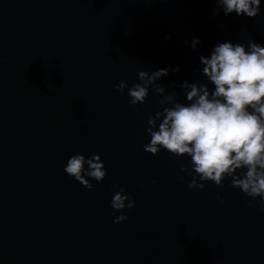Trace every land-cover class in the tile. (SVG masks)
Wrapping results in <instances>:
<instances>
[{"label": "water", "instance_id": "1", "mask_svg": "<svg viewBox=\"0 0 264 264\" xmlns=\"http://www.w3.org/2000/svg\"><path fill=\"white\" fill-rule=\"evenodd\" d=\"M217 7L0 0V264H264L259 197L251 207L231 177L189 188L190 157L144 149L159 100L187 102L179 85L206 82L201 56L225 41L264 46V0L256 17ZM159 69L165 93L150 85L143 104L115 87ZM77 153L104 163L91 190L64 171ZM114 185L135 201L118 223Z\"/></svg>", "mask_w": 264, "mask_h": 264}, {"label": "clouds", "instance_id": "2", "mask_svg": "<svg viewBox=\"0 0 264 264\" xmlns=\"http://www.w3.org/2000/svg\"><path fill=\"white\" fill-rule=\"evenodd\" d=\"M215 12L222 9L224 15L256 17L261 11V0H216ZM199 43L194 38L193 47ZM202 74L206 82H183L187 102L176 99L175 92H169L159 100L164 106L148 118L150 142L144 149L158 154L161 149L177 156L190 157L193 176L189 188H204L201 181H213L222 186L226 177L231 185L238 187L247 197L249 205L259 197L258 203L264 210V46L250 39L247 45L225 41L214 46L209 56H201ZM179 68L173 69L178 71ZM168 74V69H159L151 74L139 71L138 83L131 86L121 81L115 87L123 94L128 90L129 103L136 105L146 102L149 86L157 93H165V87L154 82ZM209 83L214 88H209ZM176 87L175 84L171 85ZM87 165V168L85 167ZM64 171L91 190V177L102 182L107 172L99 154L86 158L73 154ZM199 177V180L196 178ZM110 207L114 209V222H121L126 214L116 211L132 208L135 201L125 195V189L114 185ZM219 198V197H218Z\"/></svg>", "mask_w": 264, "mask_h": 264}]
</instances>
